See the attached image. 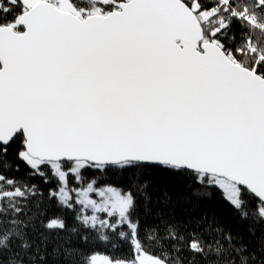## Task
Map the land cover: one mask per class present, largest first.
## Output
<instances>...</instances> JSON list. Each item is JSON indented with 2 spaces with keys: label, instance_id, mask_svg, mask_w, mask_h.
I'll list each match as a JSON object with an SVG mask.
<instances>
[{
  "label": "snow or ice",
  "instance_id": "obj_1",
  "mask_svg": "<svg viewBox=\"0 0 264 264\" xmlns=\"http://www.w3.org/2000/svg\"><path fill=\"white\" fill-rule=\"evenodd\" d=\"M0 264H264V0H0Z\"/></svg>",
  "mask_w": 264,
  "mask_h": 264
},
{
  "label": "trees",
  "instance_id": "obj_2",
  "mask_svg": "<svg viewBox=\"0 0 264 264\" xmlns=\"http://www.w3.org/2000/svg\"><path fill=\"white\" fill-rule=\"evenodd\" d=\"M26 169L21 167V170L17 172H9L6 173L9 176H18L23 177L25 175ZM36 182V181H33ZM158 183L167 182V178L164 174H158ZM211 196L210 198H204L200 201L201 211L205 212L210 218L215 216L216 219L226 225H232V217L229 211V205L227 202L221 198V192L217 189H209ZM52 213H58L60 210L57 208H53ZM69 223H71V219H69ZM233 230L235 231V227L233 226Z\"/></svg>",
  "mask_w": 264,
  "mask_h": 264
},
{
  "label": "rangeland",
  "instance_id": "obj_3",
  "mask_svg": "<svg viewBox=\"0 0 264 264\" xmlns=\"http://www.w3.org/2000/svg\"><path fill=\"white\" fill-rule=\"evenodd\" d=\"M94 198H97V199H99V197H98V196H95V195H94Z\"/></svg>",
  "mask_w": 264,
  "mask_h": 264
}]
</instances>
